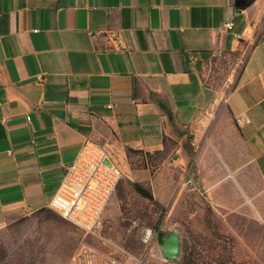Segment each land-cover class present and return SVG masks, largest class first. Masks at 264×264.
I'll return each mask as SVG.
<instances>
[{
  "label": "crops",
  "instance_id": "0c3cea01",
  "mask_svg": "<svg viewBox=\"0 0 264 264\" xmlns=\"http://www.w3.org/2000/svg\"><path fill=\"white\" fill-rule=\"evenodd\" d=\"M237 1L0 0V227L49 207L88 139L264 180V0Z\"/></svg>",
  "mask_w": 264,
  "mask_h": 264
},
{
  "label": "rangeland",
  "instance_id": "374dc122",
  "mask_svg": "<svg viewBox=\"0 0 264 264\" xmlns=\"http://www.w3.org/2000/svg\"><path fill=\"white\" fill-rule=\"evenodd\" d=\"M249 47L219 66L227 92ZM201 126L195 136L199 150L209 131ZM174 148L169 143L162 151L112 153L123 178L94 234L49 207L8 221L0 227V264H110L120 254L122 264H139L150 248L146 264H264V180L254 173L243 177L236 167L227 172L207 155L200 160L195 151L181 164ZM135 183L154 200L139 193ZM173 233L180 238V256L168 261L161 244ZM152 235L157 240L149 244ZM109 241L126 253L112 254Z\"/></svg>",
  "mask_w": 264,
  "mask_h": 264
},
{
  "label": "built area",
  "instance_id": "2783aa9c",
  "mask_svg": "<svg viewBox=\"0 0 264 264\" xmlns=\"http://www.w3.org/2000/svg\"><path fill=\"white\" fill-rule=\"evenodd\" d=\"M229 29L234 24L229 23ZM28 120H31L28 117ZM238 125L250 123V119L238 118ZM123 178L122 170L111 159L108 151L99 143L88 139L75 161L65 172L62 183L49 202V208L68 221L75 224L87 234L96 233L102 226L103 215L116 189ZM149 244L155 243L156 237H149ZM108 247L116 252L126 251L115 242L109 241ZM153 248L146 255L138 259L139 264H146ZM116 251V252H115ZM88 255V251H84ZM114 258L110 264H122L125 256Z\"/></svg>",
  "mask_w": 264,
  "mask_h": 264
},
{
  "label": "water",
  "instance_id": "95a60500",
  "mask_svg": "<svg viewBox=\"0 0 264 264\" xmlns=\"http://www.w3.org/2000/svg\"><path fill=\"white\" fill-rule=\"evenodd\" d=\"M252 3L245 4L243 0H238L236 3L235 10H237L238 13H240L242 10H245L247 7H249ZM180 250H181L180 238L175 233L168 236L161 244L162 255L168 261L177 260L180 256Z\"/></svg>",
  "mask_w": 264,
  "mask_h": 264
},
{
  "label": "trees",
  "instance_id": "16d2710c",
  "mask_svg": "<svg viewBox=\"0 0 264 264\" xmlns=\"http://www.w3.org/2000/svg\"><path fill=\"white\" fill-rule=\"evenodd\" d=\"M187 152H188V154L190 155V157H191V159H192V153H193L192 148L188 147V148H187ZM134 187H135V189H136L139 193H141L144 197H147V198H149V199H151V200H154V196H153V194H152L150 191H148L146 188H144L141 184H139V183H135V184H134ZM43 210H45V208L39 210L38 212H41V211H43Z\"/></svg>",
  "mask_w": 264,
  "mask_h": 264
}]
</instances>
